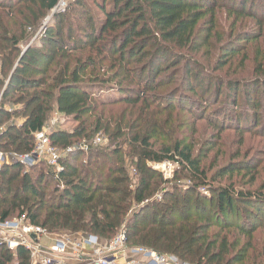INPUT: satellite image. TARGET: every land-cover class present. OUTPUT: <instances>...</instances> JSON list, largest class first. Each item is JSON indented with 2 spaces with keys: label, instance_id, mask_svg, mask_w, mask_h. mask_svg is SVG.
<instances>
[{
  "label": "trees",
  "instance_id": "1",
  "mask_svg": "<svg viewBox=\"0 0 264 264\" xmlns=\"http://www.w3.org/2000/svg\"><path fill=\"white\" fill-rule=\"evenodd\" d=\"M59 1L0 0V74H12L1 102L18 99L21 105L10 113L0 104V126L11 117L23 119L1 129L0 150L31 153L34 135L54 108L76 123L49 133L52 147L65 153L59 171L44 161L4 163L0 223L23 218L47 234L101 242L123 232L127 247L190 264H264V184L251 191L220 185L212 197L198 194L211 179L245 173L255 183V174L230 165L209 178L210 150L194 153L179 121L189 116L194 126L209 118L174 102L188 93L206 106L240 104L250 115L235 111L236 125L244 130L254 124L264 133V0L256 13L247 10L251 0H72L53 12ZM227 18L228 30L219 29ZM201 25L207 26L204 36ZM40 27L37 41L20 51ZM241 61L252 65L254 76H239ZM109 84L131 88L120 100L100 102L93 88ZM161 99H171L168 108ZM119 105L125 107L119 113L105 111ZM97 134L107 137L106 146L75 147ZM163 162L176 163L193 184L161 188L171 181L149 163ZM13 261L32 264L30 250L0 243V264Z\"/></svg>",
  "mask_w": 264,
  "mask_h": 264
},
{
  "label": "rangeland",
  "instance_id": "2",
  "mask_svg": "<svg viewBox=\"0 0 264 264\" xmlns=\"http://www.w3.org/2000/svg\"><path fill=\"white\" fill-rule=\"evenodd\" d=\"M68 1V0H67ZM66 1V2H67ZM253 6L247 7L248 12H260L262 7H259L261 5L259 0H251ZM262 12V11H261ZM51 19V13L47 15V17L43 20V26L48 24L49 20ZM225 19V18H224ZM226 21V20H225ZM227 23L222 20L221 26H219V29L228 30L229 23L232 21V19L227 18ZM41 24V25H42ZM202 26V25H201ZM207 26L203 25L201 28V31H199L200 36L206 35ZM42 31V28L40 27L35 33H33V36L31 39L24 44L21 48L28 47L32 43L36 42L37 38L40 36ZM264 46V45H263ZM251 51L258 52L260 51L259 47L252 46ZM77 57L79 55H76ZM174 55H172V58H175ZM255 57V56H254ZM254 57H252L250 60H252ZM169 59V57H168ZM246 61V62H250ZM72 61L69 60V65L72 66ZM243 61V59H242ZM239 64L238 74L239 76L243 73V77H252L255 75L254 70L251 67L252 65H248L245 61ZM254 63V62H251ZM248 67V69L244 72V70ZM232 72H235V68ZM247 72L250 73L249 76H247ZM259 72V71H258ZM11 72H6L4 74H0V104L4 105L7 110L12 113V111H17L21 109V105H19L18 99H15V101H8L9 99H6L1 102V98L6 90V86L8 84V80L11 76ZM115 84H109L107 87H96L94 89V97L97 98L100 102H110L114 100H120L124 98L127 93L128 89L131 88L129 85H123V89L119 90L117 87H115ZM127 88V89H126ZM165 91V90H164ZM163 91V92H164ZM169 99V98H167ZM167 99H161L159 102L168 108L169 101ZM174 102L180 106H183L186 108H191V112L189 114H196L197 116H206L209 118L208 120H200L195 123L193 126V121L189 116H183V118L179 119L181 124L184 125L183 129L186 133V140L189 142L192 141L193 145L195 147V152L198 149H202L205 152L210 150L208 159L205 161V165L207 166L209 170V178L211 176L213 178H216L217 175L215 173L216 169L222 168V167H228L230 165H238L241 168H244L248 166V168H252V173L255 175L256 182L252 183L251 177L249 175H245V173H236V175L232 176L231 178H216L209 180L210 184L208 183L206 187H202L198 190V194L212 197L214 196V193L212 190L213 188L217 186H233L236 190H245V191H251V190H260L261 186L264 184V133L262 134L259 130L254 131V124L249 125V129H241L236 125V117L234 116L235 111H240V113H245L247 115H250L246 109L240 106V104H237V108L231 105V102L229 103H222L218 102L217 105H212L213 103H210V105L207 103V106L210 108H207L206 103L203 101H200L199 99H194V97L191 94L185 93V94H178L177 98L174 100ZM240 103V102H239ZM114 108L106 109L105 111L114 110V112H121L123 108H125L123 105L113 106ZM127 108V107H126ZM188 110V109H186ZM133 112V110L128 109L125 112ZM189 111V110H188ZM136 112V111H134ZM148 114H156L152 113L151 111L147 112ZM160 114H169L168 112H160ZM173 114H176L175 112ZM264 116V111L259 112V116ZM22 117H11L10 120L6 121V123H3L2 126H0V131L2 128L5 127L6 124L18 126L20 123H22ZM213 120V122H211ZM218 125L223 126V129L219 130L215 127V123ZM76 123L73 121L72 118H69L67 116L61 115L57 112V110L54 108L48 115V120L45 123L44 130L46 132L50 133V130H62V131H68L73 128H75ZM231 126L232 128H229ZM239 128V129H237ZM248 128V126H247ZM259 131V132H258ZM264 132V130H263ZM99 138L100 142H97L96 139ZM108 144L107 137L102 134H97L93 138H90L88 141L82 140L80 142L75 143V146H81L83 147V150H87L86 146H100L104 147ZM60 152V151H58ZM62 153V152H61ZM13 154L7 153V159H10ZM80 160V158H79ZM129 159H126L125 161H128ZM127 163V162H126ZM150 167L160 173L163 176L164 180L171 181L170 184H161V188H168L170 191H175V187H183V186H191L193 184V180L191 179L190 175L186 172L181 173L180 167L173 162H163V163H149ZM128 166V165H127ZM129 168V167H128ZM218 168V169H219ZM217 169V170H218ZM128 170V169H127ZM177 172V177L174 178V173ZM134 171L132 169L128 170V176L130 178L133 177ZM176 179V180H175ZM133 184V182H131ZM131 184V185H132ZM185 188V187H184ZM159 195H155L154 198H156ZM194 198H196V195H192ZM158 200H160L157 197ZM157 200V201H158ZM19 218H12L9 221L17 220ZM25 221V220H24ZM25 223H27L25 221ZM28 224V223H27ZM121 232V231H120ZM3 232L0 229V238H3ZM119 234V233H118ZM51 234L44 233L40 236L41 242L33 243L29 242V245L32 247L30 250L31 253V260L32 264H35V258L36 253H42L46 254L48 252L54 251L53 254H58V258L60 260V263L63 264H93L92 257L90 258H82L87 255L85 253H82V255H75V254H68V253H60L55 250L57 248V244L60 241L64 240H70L71 238H77L81 235H74V234H64L63 236L55 235V238L52 239L50 242H46L45 239L48 238V236ZM120 235V234H119ZM24 235L22 234V231L19 230L16 234H10L9 238H4L3 241L0 242L5 244L10 250L15 247V242L20 240ZM87 235H85L86 237ZM96 239V242L100 244L99 247L105 248V246H102V244H107L112 241H104L101 242L100 238L93 236ZM71 239V240H72ZM1 240V239H0ZM70 249L68 246L66 247V250ZM122 249H120L121 251ZM118 251V250H117ZM117 258L119 260L118 254ZM125 255V253H123ZM81 257V258H80ZM87 259V260H86ZM120 261V260H119ZM125 261V256L122 258V262ZM139 264H143L141 262H138ZM15 264V261L13 263ZM190 264V263H188Z\"/></svg>",
  "mask_w": 264,
  "mask_h": 264
},
{
  "label": "built area",
  "instance_id": "3",
  "mask_svg": "<svg viewBox=\"0 0 264 264\" xmlns=\"http://www.w3.org/2000/svg\"><path fill=\"white\" fill-rule=\"evenodd\" d=\"M60 0L58 5L53 9V12H63L67 3L72 0ZM51 131V130H50ZM35 137V148L29 154L25 155H12L10 159H7V154L0 150V169L4 163L9 161H18L26 167H31L33 164L44 161L48 167L55 171L60 170L59 159L64 156V152H58L57 149L53 148L49 138V132L44 129L34 135ZM100 142V139H96ZM78 147V146H75ZM83 150V149H82ZM0 229L2 230L3 238H0V242L4 238L8 239L10 234H16L19 230L22 231L24 235L20 240L15 242V247L17 245H23L27 249H32L29 242L38 243L41 242L40 236L45 233L40 227H34L30 224L25 223L24 219H17L13 221H5L0 223ZM120 234V235H119ZM112 239L108 246L101 248L96 242V238L93 236L83 237L79 236L77 238H71L67 241H60L55 250L60 253H67L66 247L68 246L72 250V254L82 255L83 247L91 248V254L87 256L92 257L93 264H139V260L135 261L133 259L127 258L125 261L120 262L117 258V253H125L129 251L133 255L140 256L146 263L143 264H188L186 262H181L177 257L172 255H159L154 251L138 248V247H127L125 244V234L123 232L119 233ZM81 237V238H80ZM13 247V248H15ZM120 249H122L120 251ZM118 250V251H117ZM53 250L46 254L36 253L35 264H63L60 263L58 254H53ZM124 256V255H123Z\"/></svg>",
  "mask_w": 264,
  "mask_h": 264
},
{
  "label": "crops",
  "instance_id": "4",
  "mask_svg": "<svg viewBox=\"0 0 264 264\" xmlns=\"http://www.w3.org/2000/svg\"><path fill=\"white\" fill-rule=\"evenodd\" d=\"M52 236L55 238V235H49L48 238L45 239V241H46L47 243L50 242V241H52V239H54ZM80 238H81V237H80ZM50 243H51V242H50ZM98 246H100V244H98ZM102 246H105V247H106L107 244H102ZM67 253H68V254H72V250H71V249H68V250H67ZM83 253H85V254H87V256H89V254H91V248L84 246V247H83ZM117 254H118V257H119L120 262H122L123 254H121V253H117ZM72 255H73V254H72ZM82 256H84V257H82V258H87L86 255H82ZM124 256H125V260H126L127 258H129V259H133V260H135V261L139 260L140 262L146 263V262H145L146 260H144V259L141 258L140 256H137V255H133V254H131L129 251H126ZM80 258H81V257H80ZM86 260H87V259H86Z\"/></svg>",
  "mask_w": 264,
  "mask_h": 264
}]
</instances>
